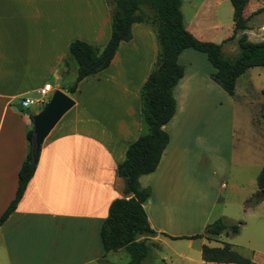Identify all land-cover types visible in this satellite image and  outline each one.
I'll return each instance as SVG.
<instances>
[{"label":"crops","instance_id":"obj_1","mask_svg":"<svg viewBox=\"0 0 264 264\" xmlns=\"http://www.w3.org/2000/svg\"><path fill=\"white\" fill-rule=\"evenodd\" d=\"M107 2L0 0V216L15 195L18 170L28 151L30 115L41 110L26 115L15 105L32 99L45 83H50L52 92L62 90L74 100L44 138L33 175L14 210L0 224V264H115L111 256L125 252L105 250L102 230L112 202L125 196L117 165L128 145L146 132L141 89L157 67L155 24L132 23L131 38L119 43L106 68L81 79L73 93L66 91L68 85H61L77 69L68 52L71 41H99L104 46L109 39L113 4ZM185 26L202 39L194 25ZM193 50L186 48L177 57L183 76L173 91L174 114L162 126L168 143L155 170L138 178L141 187L151 189L143 207L154 234L146 242L154 252L168 245L169 236L201 234L182 239L200 255L201 246H210V241L219 244L210 247L228 242L245 257V249L251 247L253 261L262 262L264 257L255 258L252 246L219 240L220 234L206 236L205 226L224 217L214 213L219 193L214 175L225 169L226 159L216 151V170L208 173L205 166L192 181L194 153L202 155V167L204 157L196 141L201 138L197 109L204 99L201 73L195 66L187 73L185 66L199 56ZM263 119L257 113L253 121L258 124ZM199 261L234 264L206 262L202 257Z\"/></svg>","mask_w":264,"mask_h":264},{"label":"trees","instance_id":"obj_2","mask_svg":"<svg viewBox=\"0 0 264 264\" xmlns=\"http://www.w3.org/2000/svg\"><path fill=\"white\" fill-rule=\"evenodd\" d=\"M229 1L232 5V33L223 41L234 38L237 31L248 28L249 16H245L244 12L250 0ZM111 2L110 37L101 49L79 39L69 43L68 52L76 61L77 69L75 79L67 86L66 91L73 93L81 79L109 65L119 43L131 38L132 23L155 24L159 45L157 67L149 73L141 89V113L146 132L128 145L125 158L117 165V174L124 181L125 196L112 202L102 230L105 250L124 249L129 256L126 264H142L144 259L152 255L153 249L146 242V237L154 234V230L150 227L143 207L144 201L151 195V189L141 187L138 178L155 170L168 143L169 136L162 126L174 114L176 102L173 91L183 76V66L177 61L178 55L186 48L204 53L214 68L210 78L228 95L233 96L236 80L242 73L255 66L264 69V41L253 42L245 34L240 35L237 40L239 54L234 60H228L221 55L223 41L216 43L201 40L186 28L180 9L181 0ZM26 140L28 151L18 170L15 195L0 216V224L14 210L35 170L37 157L34 158L32 153V128L26 132ZM257 186L264 189V166L257 176ZM241 223L242 221L233 223L227 230L225 220L217 218L205 226L206 236L215 237L224 232L235 235L239 232ZM141 236L144 238L140 239ZM200 236L201 234L169 237L178 239ZM201 257L206 262L264 264V260L255 262L242 256L228 242L221 247L203 244Z\"/></svg>","mask_w":264,"mask_h":264},{"label":"rangeland","instance_id":"obj_3","mask_svg":"<svg viewBox=\"0 0 264 264\" xmlns=\"http://www.w3.org/2000/svg\"><path fill=\"white\" fill-rule=\"evenodd\" d=\"M101 1L107 4L109 0ZM180 9L184 24L194 25L196 32L202 37L201 40L220 43L232 33V5L229 0H181ZM255 11L257 12L253 14ZM244 14L249 16L248 28L237 31L234 38L222 42L221 55L228 60H232L238 54L237 39L241 33L250 41H264V0H250ZM155 34L157 37V32ZM91 44L100 49L103 46L99 41ZM193 51L199 56L185 66L187 73L191 72L193 66L199 70L198 73H201L200 85L203 88L204 99L202 107L197 109L199 123L196 127L201 138L196 141L197 147L203 149L204 154L201 153L204 157L202 167L201 159L199 160L202 155L194 153L189 173L192 181L195 182V177L202 170L205 171V166L208 173L216 170L215 153L221 151L220 155L226 159V163L225 169L223 171L219 169L214 175V181L219 189L214 213L217 216L224 215L227 230L233 223L238 221L242 223L237 234L227 236L222 233L218 239L252 246L255 248V258L262 259L264 257V193L259 191L264 189L257 187L256 180L264 166V119L257 124L253 118L257 113L258 115L264 113V69L259 66L247 69L238 77L234 96H230L210 78L214 68L206 55ZM67 56L69 57L66 54L65 60ZM74 65L71 62L72 69ZM73 71L64 78L67 81L61 85H69L68 82L75 79L76 69ZM49 81L55 82L52 77ZM52 93L51 91L47 97L42 98L43 102L28 104L24 109L29 108L32 113L42 109ZM30 98L36 99L38 95L34 94ZM212 149L215 150L214 155ZM221 183L226 186L221 187ZM260 197L262 199H258ZM167 243L168 245L157 247L150 257L142 261V264H210L201 263L200 252L194 246L188 247L187 241L182 238L168 240ZM208 243L210 246L219 245L218 241ZM248 248L245 249V254L252 259L251 247ZM111 261L126 264L129 256L124 251H120L111 256Z\"/></svg>","mask_w":264,"mask_h":264},{"label":"water","instance_id":"obj_4","mask_svg":"<svg viewBox=\"0 0 264 264\" xmlns=\"http://www.w3.org/2000/svg\"><path fill=\"white\" fill-rule=\"evenodd\" d=\"M74 104V100L62 90L56 89L44 107L37 113L31 115L32 123V153L33 157H38L41 144L62 115ZM17 111H24L26 115L30 114L29 108L23 106V102L15 105Z\"/></svg>","mask_w":264,"mask_h":264},{"label":"built area","instance_id":"obj_5","mask_svg":"<svg viewBox=\"0 0 264 264\" xmlns=\"http://www.w3.org/2000/svg\"><path fill=\"white\" fill-rule=\"evenodd\" d=\"M52 90V87L50 85V83H45L41 88L37 89V95L38 98L36 99H25L23 100V106H28V104H32V103H37V102H42V98L46 97L48 95V93Z\"/></svg>","mask_w":264,"mask_h":264}]
</instances>
